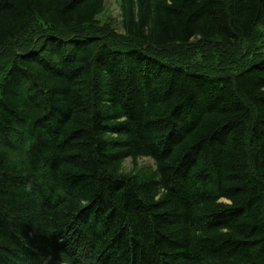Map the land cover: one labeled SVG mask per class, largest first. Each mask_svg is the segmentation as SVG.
I'll return each instance as SVG.
<instances>
[{"label": "trees", "instance_id": "1", "mask_svg": "<svg viewBox=\"0 0 264 264\" xmlns=\"http://www.w3.org/2000/svg\"><path fill=\"white\" fill-rule=\"evenodd\" d=\"M117 3L0 0V264H264V0Z\"/></svg>", "mask_w": 264, "mask_h": 264}, {"label": "rangeland", "instance_id": "2", "mask_svg": "<svg viewBox=\"0 0 264 264\" xmlns=\"http://www.w3.org/2000/svg\"><path fill=\"white\" fill-rule=\"evenodd\" d=\"M105 11L102 15V17H99L98 20L100 22H106L109 24V26H112V23H114V31L115 33L119 34L120 26H119V21H120V9L119 5L117 3V0H105ZM112 22V23H110ZM5 63V60L0 63V66L3 67ZM153 166V161L148 158H141L137 161V167L136 168H148ZM124 170L129 172L133 170V163L130 161V159L126 160L124 162Z\"/></svg>", "mask_w": 264, "mask_h": 264}, {"label": "bare ground", "instance_id": "3", "mask_svg": "<svg viewBox=\"0 0 264 264\" xmlns=\"http://www.w3.org/2000/svg\"><path fill=\"white\" fill-rule=\"evenodd\" d=\"M227 88V87H226ZM197 93V92H196ZM206 131V130H205ZM159 244V243H158Z\"/></svg>", "mask_w": 264, "mask_h": 264}]
</instances>
